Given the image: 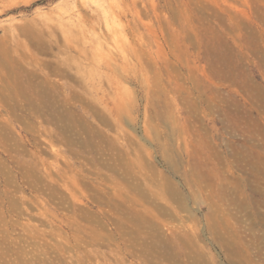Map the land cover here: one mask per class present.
Segmentation results:
<instances>
[{"label":"rangeland","instance_id":"rangeland-1","mask_svg":"<svg viewBox=\"0 0 264 264\" xmlns=\"http://www.w3.org/2000/svg\"><path fill=\"white\" fill-rule=\"evenodd\" d=\"M0 25L35 39L0 47V264H177L142 252L159 220L194 264H264V0H3Z\"/></svg>","mask_w":264,"mask_h":264},{"label":"bare ground","instance_id":"bare-ground-1","mask_svg":"<svg viewBox=\"0 0 264 264\" xmlns=\"http://www.w3.org/2000/svg\"><path fill=\"white\" fill-rule=\"evenodd\" d=\"M0 1H3V0H0ZM11 27H13V25H11L9 28H5V27H2L1 25H0V31H1V34H0V47H1V50H3V52H4V55H6V56H11V51L12 50H17V49H21V50H23V49H25L26 48V50L27 51H30L29 50V46H34L35 45V42H34V38H32V35H33V33H32V31L31 30H29V29H22V34L24 35V37L25 38H27V42H25V40H24V42H22V41H20V40H18V39H16V38H18V35H14L13 33H11ZM38 30V29H37ZM41 30V29H40ZM44 29H42L41 31H43ZM41 34V33H40ZM39 34V35H40ZM43 34V33H42ZM36 36V35H35ZM47 36V35H46ZM52 36V35H51ZM50 36V37H51ZM42 37V36H41ZM20 39V38H19ZM60 42V41H59ZM65 44V43H64ZM60 45V44H59ZM71 46V45H70ZM49 47V46H48ZM57 48V47H56ZM55 48V49H56ZM40 49V48H39ZM32 50V49H31ZM62 50V49H61ZM24 51V50H23ZM76 51V50H75ZM17 52V51H16ZM26 52V51H25ZM55 52V51H54ZM58 52V51H57ZM74 52V51H73ZM31 53V52H30ZM36 53V52H35ZM63 53V52H62ZM64 53H65V51H64ZM68 53V52H67ZM71 53V52H70ZM54 54V53H53ZM32 55V54H31ZM56 55H58V54H56ZM66 55V54H65ZM72 56H74L73 54H71ZM34 56V55H33ZM37 56V55H36ZM5 57V56H4ZM30 57V56H29ZM38 57V56H37ZM59 57V56H58ZM68 57H71V56H68ZM76 58V57H75ZM17 59V58H16ZM32 59V58H31ZM48 59V58H47ZM7 60V59H6ZM33 60V59H32ZM51 61V60H50ZM26 64V63H25ZM39 64H40V62H39ZM67 64H69V63H67ZM56 65H57V62H56ZM62 65H63V63H62ZM61 65V66H62ZM40 66V65H39ZM42 66V65H41ZM40 66V67H41ZM58 66V65H57ZM56 66V67H57ZM67 68V65L66 66H64L63 65V68ZM16 68V67H15ZM39 68V67H38ZM85 68V67H84ZM92 68V67H91ZM52 68H50V70H51ZM33 70V69H32ZM53 70V69H52ZM56 70V69H55ZM66 70V69H65ZM77 70V69H76ZM68 71V70H67ZM43 72V71H42ZM50 72V71H49ZM55 72V71H54ZM78 72V71H77ZM82 72V71H81ZM80 72V73H81ZM20 73V72H19ZM18 73V74H19ZM56 73V72H55ZM84 73V72H83ZM17 74V73H16ZM22 74V73H21ZM37 74V73H36ZM41 74H43V73H41ZM40 74V75H41ZM13 76V75H12ZM44 76V75H43ZM76 76V75H75ZM75 76H73V77H75ZM100 76V75H99ZM20 77H21V75H20ZM36 77V76H35ZM38 77H40V76H38ZM85 77V76H84ZM41 78V77H40ZM45 78H47V77H45ZM75 78H78V77H75ZM24 80V79H23ZM63 80V79H62ZM72 80V79H71ZM78 80V79H77ZM38 81V80H37ZM51 81V80H50ZM66 81L67 80H65L64 79V85H65V83H66ZM79 81V80H78ZM91 82V81H90ZM42 83H43V81H42ZM48 83V82H47ZM82 83V82H81ZM72 84H74V83H72ZM61 85H62V83H61ZM22 86V85H21ZM3 87V86H2ZM47 87V86H46ZM73 88V87H72ZM72 88H70V89H72ZM3 89H4V87H3ZM24 89V88H23ZM61 89V88H60ZM78 89V88H77ZM7 90V89H6ZM12 91V90H11ZM31 91V90H30ZM78 91V90H77ZM101 92V91H100ZM2 93V92H1ZM11 93V92H10ZM83 95V94H82ZM200 95V94H199ZM34 96V95H33ZM38 97V96H37ZM85 98V97H84ZM35 100V99H34ZM66 101V100H65ZM38 103V102H37ZM196 103V102H195ZM106 120V119H105ZM104 120V121H105ZM107 121V120H106ZM72 122V121H71ZM81 123V122H80ZM82 126V125H81ZM81 135V134H80ZM59 136V135H58ZM81 137V136H80ZM82 138V137H81ZM69 139V138H68ZM102 139V138H101ZM74 140H76V139H74ZM81 140V139H80ZM79 140V141H80ZM70 141V140H69ZM85 142V141H84ZM88 142V141H87ZM137 142V141H136ZM65 143V142H64ZM69 143V142H68ZM89 143H91L90 141H89ZM88 143V144H89ZM78 144V143H77ZM136 145V144H135ZM259 145V144H258ZM87 146V145H86ZM137 146V145H136ZM139 146V145H138ZM253 146H254V144H253ZM90 147H92V146H90ZM249 147V146H248ZM72 148H73V146H72ZM84 149H86V147H83ZM108 149V148H107ZM72 150V149H71ZM216 150V149H215ZM218 150V149H217ZM91 151V150H90ZM173 151V150H172ZM214 152V151H213ZM139 153V152H138ZM148 153V152H147ZM165 153V152H164ZM175 153V152H174ZM252 153H253V151H252ZM126 154V153H125ZM145 154H146V152H145ZM214 154V153H213ZM165 156H166V154H164ZM168 155V154H167ZM224 155V154H223ZM259 155V154H258ZM150 156V155H149ZM148 156V157H149ZM169 157H170V155H169ZM112 158V157H111ZM141 158V157H140ZM234 158V157H233ZM196 159V158H195ZM205 159V158H204ZM216 159H217V157H216ZM237 159V158H236ZM138 160V159H137ZM176 160V159H175ZM206 160V159H205ZM171 161V160H170ZM245 161V160H244ZM172 162V161H171ZM185 163V162H184ZM194 163V162H193ZM106 164V163H105ZM104 164V165H105ZM148 164V163H147ZM179 164V163H178ZM154 165V164H153ZM173 165V164H172ZM247 165V164H246ZM106 166H107V164H106ZM129 166V165H128ZM179 166V165H178ZM185 166V165H184ZM116 167V166H115ZM146 167V166H145ZM148 167V166H147ZM146 167V168H147ZM189 169V168H188ZM117 170V169H116ZM118 170H120V169H118ZM175 170V169H174ZM180 170V169H179ZM176 171V170H175ZM205 171V170H204ZM190 172V171H189ZM257 173V172H256ZM143 174H145V173H143ZM154 174V173H153ZM181 175H182V173H180ZM158 175L160 176V174L158 173ZM216 175V174H215ZM163 177V176H162ZM192 177V178H191ZM240 178H241V176H239ZM158 178V177H157ZM205 179H209V182H211V184L210 185H213V186H216V187H218L219 189H221L222 188V186H223V183H222V181H220L219 179H217V180H214V179H212V177H208V178H206L205 176H203L202 174L201 175H199V176H188V177H186L185 178V181H186V183H187V185H188V187H192V186H194L196 189H201V187H202V185H201V182H204V180ZM242 179V178H241ZM262 179V178H261ZM162 180H163V182L161 183L162 184V186L164 187V191H163V193H161V194H159L160 196H158L159 197V199H163V201L164 200H166V198L164 197V195L165 194H168V195H170L172 198H175L176 200H177V202H178V204H179V208H180V210L181 209H185V204L183 203V201L182 200H179L180 199V192H179V190L173 185V183H172V181H170L169 180V178H167V177H163L162 178ZM152 181V180H151ZM254 183V182H253ZM252 183V184H253ZM246 184V183H245ZM261 184H263V183H261ZM260 184V185H261ZM151 185V184H150ZM136 190H140V188L138 187V186H135L134 187ZM133 188V189H134ZM243 188H245V187H243ZM214 189H216V188H214ZM205 190V189H204ZM230 190V189H229ZM225 191V190H224ZM236 191V190H235ZM140 192V191H139ZM145 193H147V192H145ZM200 193H201V191H200ZM223 193V192H222ZM226 193V192H225ZM164 194V195H163ZM191 194H192V192H191ZM197 194V193H196ZM196 194H194L193 193V195H195L196 196ZM202 194V193H201ZM201 194H200V196H201ZM203 196V195H202ZM128 197V196H127ZM223 197V196H222ZM253 197V196H252ZM147 198V197H146ZM186 198V197H185ZM199 198V197H198ZM201 198V197H200ZM183 199H184V197H183ZM234 199V198H233ZM158 200V199H157ZM185 200V199H184ZM199 200V199H198ZM203 200V199H202ZM209 200V199H208ZM239 200V199H238ZM129 201V200H128ZM201 201V200H200ZM154 202V201H153ZM207 202V201H206ZM221 202V201H220ZM238 202V201H237ZM263 202V201H262ZM186 203V202H185ZM211 203V202H210ZM248 203V202H247ZM137 204V203H136ZM234 205V204H233ZM250 205V204H249ZM157 206H159V205H157ZM256 206V205H255ZM122 208V207H121ZM171 208V207H170ZM170 208H168V206L167 207H165V206H159V210H160V215L162 214V215H165V216H170L171 218H172V216L174 215V212H172V210L170 209ZM189 208V207H188ZM220 208V207H219ZM142 209H144V208H142ZM249 209V208H248ZM137 210V209H136ZM225 210V209H224ZM139 211H141V210H139ZM189 211V210H188ZM214 211L215 210H213L211 207H210V205H209V207H208V210H207V212L205 213V217H206V219L208 220V221H210L211 222V220L212 219H215V215H214ZM152 212V211H151ZM186 212V211H185ZM261 212H262V210H261ZM184 213V212H183ZM255 213V212H254ZM220 214V213H219ZM224 214V213H223ZM144 215V214H143ZM189 215V214H188ZM229 215V214H228ZM250 215V214H249ZM255 215V214H254ZM219 216V215H218ZM231 216V215H230ZM176 217V216H175ZM178 218V217H177ZM229 218V217H228ZM156 219V218H155ZM180 219V218H179ZM185 219V218H184ZM183 219V220H184ZM164 220V219H163ZM178 220V219H177ZM187 220V219H186ZM191 220V219H190ZM194 220V219H193ZM217 220V219H216ZM155 221V220H154ZM158 221V220H157ZM156 221V222H157ZM200 221V220H199ZM226 221V220H225ZM252 221V220H251ZM257 221V220H256ZM178 222H180V220H178ZM235 222V221H234ZM194 223V222H193ZM192 223V224H193ZM208 223V222H207ZM142 224V223H141ZM145 224V223H144ZM162 222L159 220V222H157V224L155 225L156 227H155V233L156 234H153V233H151L152 235H150V236H148V239L146 240V242L145 243H143V246H142V252L143 253H145L146 255H148V254H153V253H157V254H159L161 257H163L164 259H166V260H168L169 258H171V259H174L175 260V262L177 263V264H194L195 263V261H194V259H193V257H192V255H190V254H188V253H184V251H182V249L184 250V248H185V241L183 240V238L181 237V233H180V231H178V229L176 228V227H170V228H166L165 230L164 229H161V226H162ZM168 224V223H167ZM182 225H183V223H181ZM185 224H187V222L185 223ZM149 225H150V222H149ZM169 225V224H168ZM173 225V224H172ZM151 226H152V224H151ZM169 226H171V224L169 225ZM188 226V225H187ZM189 226H191L190 224H189ZM213 226V225H212ZM222 226V225H221ZM258 226V225H257ZM138 227V226H137ZM199 227V226H198ZM226 227V226H225ZM185 228V227H184ZM189 228H191V227H189ZM209 228V227H208ZM215 228H217V227H215ZM161 229V231H159ZM186 229V228H185ZM190 230V229H189ZM232 231V230H231ZM254 231V230H253ZM148 233V232H147ZM198 233H199V231H198ZM218 233V232H217ZM223 233V232H222ZM192 235H193V237H194V234H193V232L191 233ZM219 234H220V232H219ZM260 234H261V232H260ZM191 235V236H192ZM214 235V234H213ZM155 237V238H154ZM192 237V238H193ZM216 237V236H215ZM237 238V237H236ZM251 238V237H250ZM191 239V238H190ZM190 239H188V240H190ZM222 240V239H221ZM220 240V241H221ZM196 241V240H195ZM256 242V241H255ZM227 244V243H226ZM224 246V245H223ZM229 246H231V245H229ZM234 246H236L235 244H234ZM194 247V246H193ZM196 247V246H195ZM194 247V248H195ZM200 247V246H199ZM226 247V246H225ZM249 247V246H248ZM189 248V247H188ZM224 249V248H223ZM199 250V249H198ZM240 250V249H239ZM260 250V249H259ZM141 252V251H140ZM195 253V252H194ZM204 254H205V252H204ZM246 254V253H245ZM194 255V254H193ZM198 255V254H197ZM238 255V254H237ZM148 257V256H147ZM197 257V256H196ZM235 257V256H234ZM207 258V257H206ZM233 258V257H232ZM155 259V258H154ZM249 260V259H248ZM198 261V260H197ZM213 261V260H212ZM212 261H211V264H212ZM240 261V260H239ZM251 261V260H250ZM257 263V262H256ZM175 264V263H174ZM254 264V263H253Z\"/></svg>","mask_w":264,"mask_h":264}]
</instances>
